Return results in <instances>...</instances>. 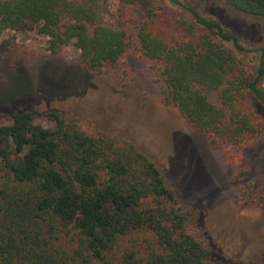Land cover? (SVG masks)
Segmentation results:
<instances>
[{
    "label": "trees",
    "instance_id": "trees-1",
    "mask_svg": "<svg viewBox=\"0 0 264 264\" xmlns=\"http://www.w3.org/2000/svg\"><path fill=\"white\" fill-rule=\"evenodd\" d=\"M222 1L264 19V0ZM170 4L182 5L120 0L122 13L139 16L128 32L106 22L109 0H0V39L36 30L53 54L74 44L93 75L117 77L130 57L143 61L162 103L242 165V153L264 136V49L253 72L227 25ZM29 109L10 110V124L0 126V264H110L111 246L133 232L153 234L161 251L133 252L126 264H217L156 162L122 138L87 135L59 113L49 115L55 127L44 128ZM235 182L244 204L264 209V183L251 181L250 168Z\"/></svg>",
    "mask_w": 264,
    "mask_h": 264
},
{
    "label": "rangeland",
    "instance_id": "rangeland-1",
    "mask_svg": "<svg viewBox=\"0 0 264 264\" xmlns=\"http://www.w3.org/2000/svg\"><path fill=\"white\" fill-rule=\"evenodd\" d=\"M170 4L190 17L186 7L199 8L232 31L244 47L240 61L256 72L264 49V19L240 12L222 0H179ZM108 24L131 32L139 16L120 11V0H109ZM8 40H11L9 43ZM48 37L37 31L7 32L0 39V126L11 122L10 110H31L35 123L54 128L51 113L75 119L90 136L122 138L159 166L191 226L212 250L217 264H264V209L241 201L236 173L251 170V181L264 183V136L242 153L244 163L231 164L223 150L213 149L208 137L195 132L174 107L162 103L135 57L116 74H90L74 44L53 54ZM118 79V83L116 82ZM260 87L264 90V78ZM213 103L216 94L205 90ZM255 104H260L254 99ZM264 107V104H263ZM262 114L264 115V108ZM14 108V109H13ZM161 251L151 233H129L107 253L110 264H126L131 253L146 256Z\"/></svg>",
    "mask_w": 264,
    "mask_h": 264
},
{
    "label": "flooded vegetation",
    "instance_id": "flooded-vegetation-1",
    "mask_svg": "<svg viewBox=\"0 0 264 264\" xmlns=\"http://www.w3.org/2000/svg\"><path fill=\"white\" fill-rule=\"evenodd\" d=\"M263 59V58H262ZM262 61V60H261ZM262 62H264V59H263V61Z\"/></svg>",
    "mask_w": 264,
    "mask_h": 264
}]
</instances>
